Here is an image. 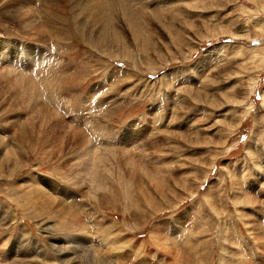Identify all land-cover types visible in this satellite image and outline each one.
<instances>
[{
    "label": "rangeland",
    "instance_id": "374dc122",
    "mask_svg": "<svg viewBox=\"0 0 264 264\" xmlns=\"http://www.w3.org/2000/svg\"><path fill=\"white\" fill-rule=\"evenodd\" d=\"M96 1L0 0V264H264V0Z\"/></svg>",
    "mask_w": 264,
    "mask_h": 264
},
{
    "label": "bare ground",
    "instance_id": "6f19581e",
    "mask_svg": "<svg viewBox=\"0 0 264 264\" xmlns=\"http://www.w3.org/2000/svg\"><path fill=\"white\" fill-rule=\"evenodd\" d=\"M93 1L94 0H89V2H91V3H93ZM103 1V0H102ZM89 2H87V3H89ZM97 1L95 0V3H94V5H91V4H86V6H91V8L93 9H96L97 10V8H98V11L96 12V11H92L91 9L89 10V12H90V15L94 18V20L92 21L93 22V24H95V23H101L100 22V19H99V17L102 19V14L101 13H98V12H101V11H103L102 9H104L103 8V6H99L100 5V3H96ZM99 2H100V0H99ZM103 3V2H102ZM85 6V5H84ZM79 8H82V7H79ZM85 9H86V7H85ZM85 9L83 8L82 10H84L85 11ZM87 10V9H86ZM104 12V11H103ZM89 15V16H90ZM84 16V15H83ZM99 16V17H98ZM13 20V19H12ZM20 21V20H19ZM16 22V21H15ZM103 22V21H102ZM19 22H17L16 24H18ZM21 24V23H20ZM132 28V27H131ZM106 32H105V29H103V26H102V28L100 29V31H99V40L97 39V42H99V41H101V43L102 42H104L105 40L107 41V39H105V37L106 36H108L107 34H105ZM32 37V36H31ZM108 38V37H107ZM86 39V38H85ZM109 40V39H108ZM105 44H106V42H105ZM50 61V60H49ZM57 63V62H56ZM42 64V63H41ZM43 66V65H42ZM60 67V66H59ZM34 68V67H33ZM39 69H40V67H39ZM27 72H28V70H27ZM58 72H59V70H58ZM60 73V72H59ZM59 75V74H58ZM21 76V75H20ZM23 76V75H22ZM52 76V75H51ZM16 77H19V76H16ZM15 78V77H14ZM49 80L48 81H52L50 78H48ZM9 80V79H8ZM29 80V79H28ZM45 80H47V79H45ZM36 81V80H35ZM37 82V81H36ZM32 83H33V81H32ZM32 83H30V86H32V88H33V84ZM39 83V82H38ZM37 83V84H38ZM46 83H47V81H46ZM32 84V85H31ZM36 84V83H35ZM36 84V85H37ZM48 84V83H47ZM28 85V84H27ZM29 86V87H30ZM35 86V85H34ZM47 86V85H46ZM8 88V87H7ZM36 88V87H35ZM34 88V89H35ZM39 88V87H38ZM38 88H36V90L38 89ZM54 88V87H53ZM31 89V88H30ZM30 89H27V90H30ZM34 89H32V90H34ZM41 89V88H40ZM35 90V91H36ZM25 91V90H24ZM39 91V90H38ZM31 92H33V91H31ZM31 92H29L30 94H31ZM6 93V92H5ZM36 93H38V92H36ZM41 93V92H40ZM9 94V93H8ZM14 94H15V92H14ZM23 94H24V92H23ZM22 95V94H21ZM32 95V94H31ZM32 97V96H31ZM34 97V96H33ZM14 98V97H13ZM31 99V98H30ZM46 103V102H45ZM44 104V103H43ZM44 107V106H43ZM42 107V108H43ZM38 116H40V115H38ZM59 118V117H58ZM45 122V121H44ZM44 125V124H43ZM34 127V126H33ZM63 138V137H62ZM79 139H81V137L79 138ZM73 140V139H72ZM74 141H76V140H74ZM72 142V141H71ZM84 142V141H83ZM1 143V142H0ZM76 144V143H75ZM87 153V152H86ZM37 175V174H36ZM36 175H34V176H32L31 178H32V181H33V183L30 185V186H32L33 188V192H32V194L34 195V196H32V197H34V199L36 198H38V197H46L47 196V199H50V197L46 194V192L44 193V192H42V189L43 188H41L40 187V183H39V181H40V179H41V175L39 176V174H38V176H36ZM36 176V177H35ZM34 177V178H33ZM43 177H45V176H43ZM46 178H48L47 176H46ZM52 181V180H51ZM51 181H45V185H47V186H50L47 182H51ZM53 182V181H52ZM54 183V182H53ZM44 191V190H43ZM46 199V201H48ZM58 204V203H57ZM46 205V204H45ZM58 207V206H57ZM48 208V207H47ZM46 208V209H47ZM61 208H63L62 206H61ZM65 209V208H64ZM60 211H63V210H60ZM68 211V210H67ZM63 213V212H62ZM68 213V212H67ZM67 215V214H66ZM68 215H69V213H68ZM67 217V216H66ZM65 217V218H66ZM70 218V217H69ZM73 219V218H72ZM71 219V220H72ZM82 230V229H81ZM81 230H79V231H81ZM109 246V245H108Z\"/></svg>",
    "mask_w": 264,
    "mask_h": 264
}]
</instances>
